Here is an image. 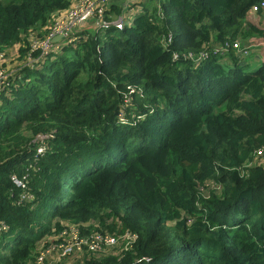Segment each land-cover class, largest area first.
Listing matches in <instances>:
<instances>
[{"label": "trees", "instance_id": "16d2710c", "mask_svg": "<svg viewBox=\"0 0 264 264\" xmlns=\"http://www.w3.org/2000/svg\"><path fill=\"white\" fill-rule=\"evenodd\" d=\"M71 1L0 0V54ZM161 1L2 83L0 264H264V63L232 47L260 0Z\"/></svg>", "mask_w": 264, "mask_h": 264}, {"label": "rangeland", "instance_id": "374dc122", "mask_svg": "<svg viewBox=\"0 0 264 264\" xmlns=\"http://www.w3.org/2000/svg\"><path fill=\"white\" fill-rule=\"evenodd\" d=\"M107 1H110L111 3H115L118 0H107ZM161 2H163L166 5V0H162ZM119 3H124L125 5L123 6V9H126V6L131 5L133 3V0H120ZM79 4H80L79 1H77V2L71 1V3L68 5V7L65 10L61 11L56 17H54L53 20L51 19L52 22L50 21L51 23L45 27V29H47L49 27L53 28L52 29L54 32L53 33L54 34L53 39L58 37V39L56 41H54V43H57V42H59L63 39H66V38L68 39L69 36H72L75 34H78L79 36H81L82 30H84L85 28L87 30L91 31V30H94V28H99V26L101 25V23L96 22L97 19L92 18V15H88V16L84 17L83 20H81L80 22H70L71 17L69 15H70V12H72L71 10L75 9V8H77L76 10H79L80 8H82V6H84V2L81 3V7H79ZM151 4H153L152 6L160 8V6L158 4H156V2H154V0L151 1L147 5H151ZM134 5H137V4L135 3ZM137 8L140 9L139 7H137ZM73 12H75V11H73ZM145 12H146V10H145ZM120 13H121V11H120ZM123 14H124L126 20L129 19L131 21L132 18L131 17L127 18V13H123ZM253 14H255V13H253ZM120 17H122V16L119 15V17H117V18L114 17V19H115L114 22H116V20L118 22H120V20H121ZM76 23H77V26H74V24H76ZM114 25H116V24H114ZM36 33H38V32H36ZM32 39H33V34H31V36L29 37V40H32ZM44 44H46V43H43V45H33V46L25 49V51H23V52H20V46L22 45L21 43L14 44L11 47V50H10L8 56H6V57L1 56V58H2V59H0V67L2 68L1 72L5 75H8L9 73H13V71L17 69L18 65H20L21 63H25L28 59L36 57L38 53H39V56H41V54L43 53ZM257 50H259L257 52L258 55L262 56L263 55V54H261L262 49L257 48ZM251 51H256V48H254ZM246 54H247V52L241 53V56H244ZM43 55L41 57H43ZM234 56L237 58L236 54ZM41 57L33 59V60L34 61L38 60ZM2 73H0V74L2 75ZM4 79H5V76L3 75V77L0 79V81H2ZM143 100H144V98H139L138 101H143ZM36 138L39 140V144H41L42 138L44 139V138H46V136L40 134V135H37ZM248 196L250 197V195H248ZM28 197H30V195H28ZM13 240H14V237H11V241H13ZM107 243L109 245H105L106 247L103 250H107V249H109V246L115 245V239L114 238L108 239ZM101 248L102 247L96 248L95 250H97V251L96 252L92 251V253H90V254L94 255L95 253H99V252L103 251ZM67 256H68V254L65 253V249H60L57 258L62 257V259H63V258H66ZM67 263H68V261H67Z\"/></svg>", "mask_w": 264, "mask_h": 264}, {"label": "built area", "instance_id": "2783aa9c", "mask_svg": "<svg viewBox=\"0 0 264 264\" xmlns=\"http://www.w3.org/2000/svg\"><path fill=\"white\" fill-rule=\"evenodd\" d=\"M87 1V2H86ZM77 2V1H75ZM84 2V6H82V8H80L79 10H76L77 8L75 9H72L71 11H75V12H70V22H80L81 20H83L84 17L88 16V15H92V17L96 16V19H97V23H101V25L99 27H102V26H106V25H109V24H116L115 26H119L121 27L122 24H123V20L124 18L120 17L121 20L120 22H118L115 19H113L111 22H105V20H103L105 14L107 12H109V9H110V5H111V2L110 1H107V0H80L79 1V7H81V3ZM250 12H253V13H257V12H260V11H264V0H260L259 4H253L249 10ZM68 16V17H69ZM91 17V16H90ZM119 17V16H116V18ZM74 26H77V23L74 24ZM53 29V28H52ZM53 30L51 31V34H50V41L51 43H48V40L40 43L39 45H43V43H46L44 44V49H43V53L41 54V56L43 55L44 56H47L48 54H50L51 51H54L58 48V44L57 43H54L53 41ZM71 36H69V38L67 39H63L62 41L63 42H58V43H65V42H69L71 41ZM228 43L225 44V46H227ZM223 47L224 48V51H220L219 50V47H215L214 48V51L215 52H222V53H226V51L228 50L226 47ZM232 47L233 49L235 50V52L241 56V53H245V52H248V47H241L239 45L238 42H235L232 44ZM206 54V53H205ZM203 54V55H205ZM1 54H0V59L1 58ZM3 57V56H2ZM40 61L39 59L38 60H35L34 62H38ZM198 62V61H197ZM2 71V68L0 67V73ZM3 75L5 76V79L0 81V90H1V86H2V83L5 82L6 80V77L7 75L3 74L2 75L0 74V77L2 78ZM0 78V79H1ZM46 137H49V136H46ZM46 149V146H45V142H43V138H42V142L41 144L39 145L38 149H37V152L40 153V152H43L44 150ZM19 184V183H17ZM5 228V227H4ZM112 238V237H111ZM111 238H102V237H97L95 238V244L90 247L91 249H96L100 246L101 243H104L105 245H109L107 243V240L108 239H111ZM72 239V238H71ZM76 242V240H75ZM74 245V244H73ZM62 249H65V253L68 254L69 252H71L73 250V247L72 246H63Z\"/></svg>", "mask_w": 264, "mask_h": 264}, {"label": "crops", "instance_id": "0c3cea01", "mask_svg": "<svg viewBox=\"0 0 264 264\" xmlns=\"http://www.w3.org/2000/svg\"><path fill=\"white\" fill-rule=\"evenodd\" d=\"M151 1L152 0H145V1L144 0H133V3L131 5H127L126 9H123V6L125 4L124 3H119L120 0H118V1H116L117 3L116 2L115 3H111L110 8H111L112 5H114L115 7H117V9L119 8L121 13H127V18L131 17L132 19H134V17L136 15H138L140 12H142L143 9H149V8L153 7L152 6L153 4L147 5ZM154 1L157 2V0H154ZM135 3L137 5H134ZM137 7H139L140 9H138ZM110 10L111 9H109V11ZM246 22H247L248 25H252L255 29L259 30V34H257L258 36H250V38H249V40L252 42L253 48H256V51H252L251 52V57L252 58H249V60H251V62L255 63L259 59H264V45L260 44V41L262 39H264V11H260V12H257L255 14H253V12L249 11L248 14H247V17H246ZM247 24L245 25L246 28H247ZM257 48H261L262 49V53H261V54H263L262 56L258 55L257 52L259 50H257ZM256 59H258V60H256Z\"/></svg>", "mask_w": 264, "mask_h": 264}, {"label": "clouds", "instance_id": "9594fccd", "mask_svg": "<svg viewBox=\"0 0 264 264\" xmlns=\"http://www.w3.org/2000/svg\"><path fill=\"white\" fill-rule=\"evenodd\" d=\"M145 1V0H144ZM153 1V0H152ZM155 2V1H154ZM157 3V2H156ZM144 10V9H143ZM141 13V12H140ZM119 15H121L122 16V18H124V20H123V23H125V24H129L131 21L129 20V19H127L126 20V18L124 17V14L123 13H121V14H119ZM135 18V17H134ZM62 41V40H61ZM242 41H240V39H239V45L241 46V47H248V52H247V54L246 55H251V50H253L254 48H253V46H252V42L249 40V38L244 42V43H241ZM226 43H228V42H224V45H216L217 47H224L225 46V44ZM234 43V42H233ZM57 44H58V42H57ZM232 44V43H231ZM260 44L261 45H264V39H262L261 41H260ZM228 49V48H227ZM235 51V50H234ZM236 53V52H235ZM210 55H219V56H221L222 57V61H224V60H226V58H227V53H222V52H215L214 51V49L212 50V51H210V53H206L205 55H202L201 56V60H197L198 62H197V66L199 65H201V63L203 62V60L205 61ZM236 55L240 58V57H244V56H246V55H244V56H240V55H238L237 53H236ZM44 57H46V56H44ZM44 57H41L39 60L41 61L42 60V58H44ZM261 63H264V59H259L257 62H255V63H253L252 65H249V66H247V69H250V71H253V70H255L256 68H258V66L261 64ZM46 138H49V137H46ZM46 138H44L43 139V142H45V139ZM40 145V144H39ZM39 145H38V147H39ZM45 146H46V149H47V143L45 142ZM38 147H37V149H38ZM38 153V152H37Z\"/></svg>", "mask_w": 264, "mask_h": 264}, {"label": "water", "instance_id": "95a60500", "mask_svg": "<svg viewBox=\"0 0 264 264\" xmlns=\"http://www.w3.org/2000/svg\"><path fill=\"white\" fill-rule=\"evenodd\" d=\"M58 39V37L54 38L53 41H56Z\"/></svg>", "mask_w": 264, "mask_h": 264}]
</instances>
